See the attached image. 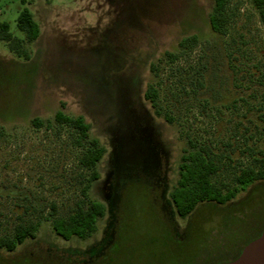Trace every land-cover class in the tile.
Returning <instances> with one entry per match:
<instances>
[{"label": "rangeland", "instance_id": "obj_1", "mask_svg": "<svg viewBox=\"0 0 264 264\" xmlns=\"http://www.w3.org/2000/svg\"><path fill=\"white\" fill-rule=\"evenodd\" d=\"M20 1L0 3V21L14 35ZM23 1L40 35L27 46L28 62L0 42V235L20 221L42 220L35 239L0 251V264H215L233 257L264 228V183L185 220L168 193L188 138L213 152L232 149V163L246 146L264 149V21L252 1L229 0L225 35L209 27L213 0ZM190 36L197 46L179 51ZM168 53L178 59L168 62ZM150 84L172 124L144 100ZM58 110L82 116L105 149L88 198L106 212L85 242L55 237L44 220L51 206L65 216L88 176L68 128L31 125L52 121ZM111 217L112 238L90 263L82 253L100 243Z\"/></svg>", "mask_w": 264, "mask_h": 264}, {"label": "trees", "instance_id": "obj_2", "mask_svg": "<svg viewBox=\"0 0 264 264\" xmlns=\"http://www.w3.org/2000/svg\"><path fill=\"white\" fill-rule=\"evenodd\" d=\"M9 1L13 0H0V3ZM251 1L264 21V0ZM20 5L23 8L18 12L15 20L18 35L10 32L8 22L0 21V42L5 44L8 52L15 58L28 62L31 53L27 46L38 39L40 29L31 12L25 7V1L21 0ZM228 5L229 0H213L208 23L211 31L215 34H226ZM197 44L198 39L196 36L186 37L178 43V49L181 52L192 51ZM178 56L177 54L168 53L165 57L168 62L173 63L178 59ZM150 71L155 72L154 65L150 66ZM199 86L201 87V84ZM143 98L149 103L156 117H162L168 124L173 123V119L159 109L158 91L152 84L146 87ZM31 125L36 129L43 128L45 130H50L53 125L66 127L72 132L73 144L80 149L77 165L82 172L88 174L80 190V199L74 203L65 216L53 214L55 210L54 206H51L52 212L44 220L50 222L51 231L55 237L64 241L77 239L85 242L96 234L97 224L104 218L106 212L103 204L88 198L91 184L99 179L96 167L103 158L105 149L97 139L90 136L91 127L80 115L70 117L62 110H58L55 112L52 121H41L35 118L31 121ZM4 136L5 131L0 127V139ZM249 140H252V137H249ZM186 143V148L182 149L179 157L175 184L168 193L169 203L180 220L187 219L198 207L205 204L227 205L249 186L264 183V149L255 150L249 146L244 147L238 155V159L247 161L246 164H242L238 159L232 163V149L229 152H213L209 145L200 144L197 140L190 138L187 139ZM227 146L231 148L230 144ZM225 169H228L229 172L227 179L222 176ZM41 220L38 219L35 222L20 221L13 226L10 235H0V251L8 254L13 253L26 241L35 239ZM111 226L112 217L100 243L82 253V256L89 259L90 263L95 257L96 250L109 244L112 238ZM263 231L264 228L243 244L233 257L215 264L235 260L243 247L256 239ZM81 263H84V261H81Z\"/></svg>", "mask_w": 264, "mask_h": 264}, {"label": "water", "instance_id": "obj_3", "mask_svg": "<svg viewBox=\"0 0 264 264\" xmlns=\"http://www.w3.org/2000/svg\"><path fill=\"white\" fill-rule=\"evenodd\" d=\"M220 264H264V231L246 244L235 260Z\"/></svg>", "mask_w": 264, "mask_h": 264}]
</instances>
